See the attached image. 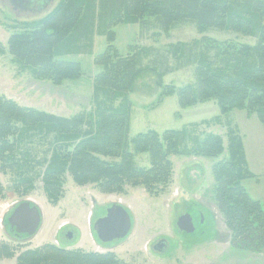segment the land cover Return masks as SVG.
Wrapping results in <instances>:
<instances>
[{"label": "trees", "instance_id": "obj_1", "mask_svg": "<svg viewBox=\"0 0 264 264\" xmlns=\"http://www.w3.org/2000/svg\"><path fill=\"white\" fill-rule=\"evenodd\" d=\"M185 22L194 23L203 32L216 29L254 37L256 43L203 36L172 43L165 53L136 44L130 45L126 54L115 46L112 25L117 23L168 31ZM96 32L106 36L107 45L95 56L101 71L93 78L91 110L65 117L21 105L0 93V173L16 174L17 191L32 190L37 175L31 167L36 161L31 149L43 140L50 149L49 157L39 160L46 164L39 176L48 198L56 204L67 173L76 184L93 183L107 194L123 193L126 185L154 191L171 180L172 155L217 158L228 150V157L214 166L213 191L233 239L241 241L252 232L258 234L257 242L264 243V207L243 184L255 174L248 168L237 128L230 131L227 149L221 135L209 133L200 139L188 127L163 132L149 129L129 136V95L145 72L158 77L161 99L176 94L182 107L215 99L223 114L245 110L256 114L264 125V0H61L40 21L11 34L6 47L0 43V54L8 50L35 78L60 85L83 74L79 61L63 56L89 52ZM185 65H194V82L182 86L163 83L165 75ZM129 144L134 153H149L150 166L134 163ZM4 190L0 180V196ZM16 248L0 239V259L16 256ZM17 264L126 263L113 251H86L47 242L20 250Z\"/></svg>", "mask_w": 264, "mask_h": 264}, {"label": "rangeland", "instance_id": "obj_2", "mask_svg": "<svg viewBox=\"0 0 264 264\" xmlns=\"http://www.w3.org/2000/svg\"><path fill=\"white\" fill-rule=\"evenodd\" d=\"M60 1L53 0L42 10L25 11L14 9L7 1L0 0V43L6 47L11 34L40 21ZM112 29L116 33L115 46L121 54H126L129 46L136 44L154 47L165 53L172 43L190 42L203 36L234 43H256V38L234 32L216 29L203 32L192 22L178 23L168 31L157 26L143 30L139 23H117L112 25ZM106 45V36L96 32L89 52L63 56L67 60L79 61L83 74L78 79H66L60 85L35 78L7 50L0 54V93L21 105L65 117L89 111L93 106V78L101 71L95 63V56L102 53ZM170 60L175 65V61ZM194 81V65L173 70L163 78L164 84L176 86ZM161 91L158 77L152 72L142 73L136 80L129 95L132 103L131 138L149 129L163 132L165 129L188 127L200 139L209 133L221 135L227 149L230 131L237 128L243 140L248 168L255 172V177L245 179L243 184L254 198L259 194L256 191L264 193V125L256 114L249 115L241 109L223 114L215 99L182 107L176 94L161 99ZM49 146L42 140L31 149L36 160L31 167L37 176L29 192L25 193L24 188L16 190V174L0 173L5 189L0 196V239L17 246V255L20 250L51 242L86 251H113L126 264H264V243L256 241L258 234L250 232L241 241H235L213 191L214 166L228 157V150L217 158L197 154L172 155L171 180L154 191L142 185H126L123 193L107 194L93 183L76 184L67 173L61 197L54 204L48 198L39 176L46 166L39 160L49 157ZM129 148L136 165L150 166L149 153H134L132 144ZM24 201L38 206L42 212L41 225L32 237L18 235L8 221L13 209ZM113 204L127 209L132 227L124 239L103 243L93 226ZM193 212L198 213L197 216L202 212L206 217L203 228L191 233L179 232L176 226L178 217L184 213L192 215ZM161 238L169 240L163 251L154 249ZM17 255L1 258L0 264H17Z\"/></svg>", "mask_w": 264, "mask_h": 264}, {"label": "water", "instance_id": "obj_3", "mask_svg": "<svg viewBox=\"0 0 264 264\" xmlns=\"http://www.w3.org/2000/svg\"><path fill=\"white\" fill-rule=\"evenodd\" d=\"M8 221L18 235L26 234L32 237L41 225L42 212L38 206H32L29 201H24L13 209ZM176 226L180 232L191 233L195 230L189 213L180 216ZM93 227L97 237L103 243L118 242L124 239L131 230L132 220L126 208L120 204H113L107 209L105 216L95 221ZM166 246V241L162 240L156 249L163 251Z\"/></svg>", "mask_w": 264, "mask_h": 264}, {"label": "flooded vegetation", "instance_id": "obj_4", "mask_svg": "<svg viewBox=\"0 0 264 264\" xmlns=\"http://www.w3.org/2000/svg\"><path fill=\"white\" fill-rule=\"evenodd\" d=\"M4 1H7V3L9 5H11L14 9H21V10H25V11H28V10L38 11V10H42L43 8H46L47 6H49V4L52 3L53 0H4ZM191 214H192L191 217H192V220H193V223H194V227H195V230L193 232H195V231H198L199 230L198 228H203L202 225L206 221V217L202 214V212H200V216H197L198 213H194V212L191 213ZM182 215H180V216H182ZM162 240H165L166 241V244L168 245L169 240L168 239H165V238H161L160 241H158V243H156L154 245V249L157 248L156 246H158V244Z\"/></svg>", "mask_w": 264, "mask_h": 264}, {"label": "crops", "instance_id": "obj_5", "mask_svg": "<svg viewBox=\"0 0 264 264\" xmlns=\"http://www.w3.org/2000/svg\"><path fill=\"white\" fill-rule=\"evenodd\" d=\"M253 172V171H252ZM253 173H255V172H253ZM257 189V188H256ZM258 190V189H257ZM264 190V189H263ZM256 193H259L258 195H256V197L255 198H257L258 200H260L261 201V203L262 204H264V193L261 191V190H259V191H256ZM262 195V196H261Z\"/></svg>", "mask_w": 264, "mask_h": 264}]
</instances>
